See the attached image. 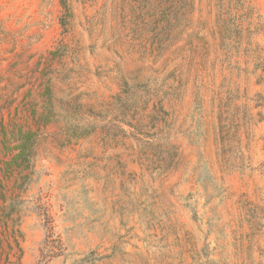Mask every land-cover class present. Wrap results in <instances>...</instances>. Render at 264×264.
Instances as JSON below:
<instances>
[{"label":"rangeland","instance_id":"1","mask_svg":"<svg viewBox=\"0 0 264 264\" xmlns=\"http://www.w3.org/2000/svg\"><path fill=\"white\" fill-rule=\"evenodd\" d=\"M0 264H264V0H0Z\"/></svg>","mask_w":264,"mask_h":264},{"label":"trees","instance_id":"2","mask_svg":"<svg viewBox=\"0 0 264 264\" xmlns=\"http://www.w3.org/2000/svg\"><path fill=\"white\" fill-rule=\"evenodd\" d=\"M32 137H33L32 134L20 135L19 137L20 142L13 148V150H16L17 152L15 155H13L11 161L17 164V166H19L21 162H25L26 155L30 152V146H31V143L28 142V140Z\"/></svg>","mask_w":264,"mask_h":264}]
</instances>
